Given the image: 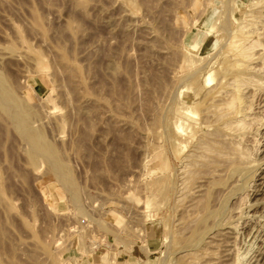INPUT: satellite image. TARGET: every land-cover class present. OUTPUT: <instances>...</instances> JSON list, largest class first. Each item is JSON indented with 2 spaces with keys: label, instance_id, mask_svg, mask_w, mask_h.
Returning <instances> with one entry per match:
<instances>
[{
  "label": "rangeland",
  "instance_id": "rangeland-1",
  "mask_svg": "<svg viewBox=\"0 0 264 264\" xmlns=\"http://www.w3.org/2000/svg\"><path fill=\"white\" fill-rule=\"evenodd\" d=\"M263 8L0 0V76L74 186L0 109V264H264ZM249 30L263 61L252 62L260 88L244 90L258 125L241 142L249 167L234 174L220 158L200 168L201 131L186 128L204 119L200 100L232 63L227 43Z\"/></svg>",
  "mask_w": 264,
  "mask_h": 264
},
{
  "label": "bare ground",
  "instance_id": "bare-ground-1",
  "mask_svg": "<svg viewBox=\"0 0 264 264\" xmlns=\"http://www.w3.org/2000/svg\"><path fill=\"white\" fill-rule=\"evenodd\" d=\"M256 12L259 13L264 18V8L262 9V11L258 12V10H257ZM257 15H256V18H257ZM261 16L259 17L260 19H261ZM248 25H250V24H248ZM246 26H247V24H246ZM253 26H254V24H253ZM247 27H249V26H247ZM243 28H245V26ZM253 28H255V27H253ZM240 31H242V30H240ZM235 32H234L233 36L235 35ZM238 34H239V32H238ZM258 35L256 32L253 33L250 30L244 31L241 34H239L237 37H233V39L230 40L229 45L227 43V47H228V51H227L228 53L227 54L230 55V59H232V61H231L232 63H230L229 65H226L227 67L225 66V68H224L225 72L222 73L224 75L221 77L218 76L219 78L216 82V85L214 87H210L209 89H207L203 95L204 96L203 100L202 101L200 100V105L203 106L202 109L200 108V114H202L201 118L202 119L204 118V119L199 121L197 126H193L192 124H189L187 128L185 127L187 130H189V133L192 137L195 135L196 129H199L201 131L202 135L200 136L199 139L197 138V141L195 142V149L197 151L198 150L199 151L201 150L203 152L205 151L204 154L205 153L208 154V158H207L208 160L206 161V158L203 155H200L201 157L203 156L205 158V160L203 159L204 162L206 161L205 164H203L202 166L200 165V168L201 167L205 168V166L206 167H208V166L212 167V166L216 165L217 163L220 164L217 161V159L222 158L224 160V163L227 164V165H224V167L227 166L226 168L228 169V171L234 172V174L235 173L241 174L242 172L247 170L246 165H248L250 163V158H251L250 155L251 154H249L248 149H244L242 147L243 145L241 146V142L243 143L242 139L250 131V129L251 130L253 129L251 127H252V124L257 122V119H256L257 116L254 117V115H252L251 112L249 111L250 107L248 105H250L249 104L250 100L248 101V98L245 95L247 92L245 91L246 92L245 93L244 90L246 89V87L251 86V85L257 86L258 82H260V79H259V81L256 82L253 78V74L258 71V68L255 66L252 67V65H254V63L252 64L253 60H255V57H257L259 55L257 53H261L259 51L258 52L254 51V50H256V48L261 47L260 43L258 42L259 41ZM228 38H229V36H228ZM261 38H263V37H261ZM259 50H260V48H259ZM229 55L225 54V56H228V58H229ZM224 57H223V59H225ZM260 57H262V56H260ZM258 59H259V56H258ZM261 59H264V58L262 57ZM261 61L262 60H260V62ZM262 64H264V63H262ZM257 66H259V65H257ZM254 67L256 68V70ZM261 73H263V71ZM255 75L257 76V74H254V77H255ZM259 75H262V74H259ZM257 77L259 78V76H257ZM204 81L206 84L207 78H205ZM260 83L258 84V87L260 86ZM259 88H258V90H259ZM263 88H264V86L262 87V90H263ZM250 89H252V88H250ZM256 91L257 90H255V92ZM251 96H253V95H251ZM0 109H1V111H3L4 113L8 114L11 117V119L16 123L17 127L20 130H22L24 132L26 131L25 136H26V140L30 144L31 153L33 155H39V156L41 155L40 157L43 156L45 158L51 159L50 169L52 170V172H54V174L56 176H58L59 179L63 183H66L71 188H73L74 186H73V184L69 178V175H68L67 171L64 169V167L59 163L58 158H57L53 148L44 142V139H43L40 132H31V131H28L26 129L27 127L25 124L24 116L27 113V109L23 104H21L20 102H17L15 100L11 89L7 86L6 81L1 76H0ZM186 113H187V115H193V116L197 115V112L191 111L190 109H186ZM193 122H195V121H193ZM256 126H258V125L254 124V128ZM181 127H182V123L180 124L178 129L180 130ZM183 127H182V129H183ZM256 128L258 129V127H256ZM251 133H252V131H251ZM253 133H255V132H253ZM253 138H255L254 135H253L252 139ZM243 140H245V139H243ZM190 154H188L189 159H190V157L194 156L193 153H190ZM192 159H195V158H192ZM187 160H188V158H186V160L183 159V161H187ZM251 160H253V159H251ZM194 165H195V163H194ZM197 166L199 167V165H197ZM187 167H190V165H187ZM248 167H249V165H248ZM191 168H193V167L191 166ZM226 168H224V169H226ZM181 169L183 171L184 168H181ZM212 171H214V169H212ZM215 171H216V169H215ZM183 172H185L184 176L186 175V173L189 174L190 176L196 174L195 173L196 171L193 172L192 170L189 172L188 171H183ZM199 174H198V176H199ZM179 176H180V174H179ZM181 179H182V177H181ZM191 179L189 178V180H191ZM187 180H188V178H187ZM186 182H184V183L186 184ZM185 184H183V186ZM179 187H180V185H179ZM177 188H178V186H177ZM178 189H181V188H178ZM184 189L185 188L183 187V190ZM196 190H198V189H196ZM187 191H189V190H187ZM191 191H193V190H191ZM181 193H183V191H181ZM181 193L179 192V195ZM191 193L195 194L194 191ZM185 195L184 194L181 195L182 196L181 198H183V200H184ZM196 201H197V199H196ZM188 226H190V225H188ZM234 257H236V256H234ZM229 264H231V263L229 262Z\"/></svg>",
  "mask_w": 264,
  "mask_h": 264
}]
</instances>
